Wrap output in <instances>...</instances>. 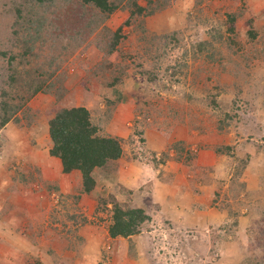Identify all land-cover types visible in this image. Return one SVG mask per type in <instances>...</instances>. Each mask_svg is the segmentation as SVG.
<instances>
[{
    "label": "rangeland",
    "instance_id": "374dc122",
    "mask_svg": "<svg viewBox=\"0 0 264 264\" xmlns=\"http://www.w3.org/2000/svg\"><path fill=\"white\" fill-rule=\"evenodd\" d=\"M163 2L145 17L144 37L123 26L122 61L114 52L106 62L98 35L115 30L124 9L93 31L68 18L51 30L43 61L55 59L53 88L0 129V264H264V0ZM13 6L23 27L31 11L25 0H0L7 52ZM228 10H242L232 23L239 48ZM59 32L74 36L62 51ZM111 61L128 65L113 86ZM78 105L123 139V157L97 172L89 193L48 151L53 109ZM111 196L150 215L138 234L109 236L112 205L99 199Z\"/></svg>",
    "mask_w": 264,
    "mask_h": 264
},
{
    "label": "trees",
    "instance_id": "16d2710c",
    "mask_svg": "<svg viewBox=\"0 0 264 264\" xmlns=\"http://www.w3.org/2000/svg\"><path fill=\"white\" fill-rule=\"evenodd\" d=\"M143 1L144 3H141V0H25L31 10L26 12L23 21L28 25L26 27L21 26L22 21L19 19L23 18L21 9L13 6L18 12V15H14L16 27L12 31L15 43L9 46L8 52L0 50V55L6 58L9 71L5 78L0 79V129L13 119L36 93L48 92L53 88L51 84L56 81L53 75L57 69V65L53 63L55 59L48 63L43 61L47 58L45 48L47 49L52 29L57 30L62 24L69 23L66 19L68 18L84 21L85 26L93 31L117 9H124L128 12L126 19L115 30L104 27L98 35L106 62L107 57L112 58L114 52L119 54L122 61L128 54L122 46L120 47L124 38L123 26H130L134 31L139 30L144 37L147 33L145 17L164 7L163 0ZM225 15L226 24L231 26L228 28L231 33L230 40H233V46L239 48L240 31L235 32L232 23L242 17V10L237 13L228 10ZM58 21L61 22L58 24ZM247 22L252 25L253 19L250 18ZM252 29L246 31L248 39L255 35ZM60 34L66 39H61L65 42L59 48L62 51L66 45L72 44L74 36L66 35L65 32ZM157 41L158 39L151 43L155 44ZM112 61L107 63V68L104 69V72H110V86L120 82L128 68L127 64ZM144 72L140 71L141 74ZM62 95L60 93L56 96L59 98ZM47 130L51 142L49 154L59 158L63 173L74 170L80 172L81 191L84 193L91 192L96 186L97 172L111 171L124 155L123 139L103 132L90 110L82 105L54 108L47 121ZM176 154L180 160L182 155L177 149ZM110 198L99 199L103 205L108 204L107 202L112 205L109 208L110 237L130 238L138 234L141 226L150 220V215L143 208L121 203L113 196Z\"/></svg>",
    "mask_w": 264,
    "mask_h": 264
},
{
    "label": "crops",
    "instance_id": "0c3cea01",
    "mask_svg": "<svg viewBox=\"0 0 264 264\" xmlns=\"http://www.w3.org/2000/svg\"><path fill=\"white\" fill-rule=\"evenodd\" d=\"M49 138V137H48ZM62 169V168H61ZM64 174H67V175H76L78 179L81 178V174L79 171L77 170H74V171H71L70 173H64Z\"/></svg>",
    "mask_w": 264,
    "mask_h": 264
}]
</instances>
